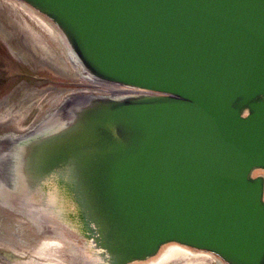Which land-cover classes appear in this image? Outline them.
I'll return each instance as SVG.
<instances>
[{
	"label": "water",
	"instance_id": "1",
	"mask_svg": "<svg viewBox=\"0 0 264 264\" xmlns=\"http://www.w3.org/2000/svg\"><path fill=\"white\" fill-rule=\"evenodd\" d=\"M22 1L92 76L141 92L36 143L22 195L66 183L109 264L167 243L264 264V0Z\"/></svg>",
	"mask_w": 264,
	"mask_h": 264
},
{
	"label": "rangeland",
	"instance_id": "2",
	"mask_svg": "<svg viewBox=\"0 0 264 264\" xmlns=\"http://www.w3.org/2000/svg\"><path fill=\"white\" fill-rule=\"evenodd\" d=\"M19 3L17 0H0V148L5 147L4 150L11 144L13 132L47 122L61 95L95 87L83 79L66 58L60 42L54 38V29L51 31L29 15ZM63 121L67 123L69 119ZM53 181L58 184L57 179ZM1 187L0 183V264H19L16 260L46 262L47 256L37 254L41 243L37 238L43 233L53 234V225L34 207L35 201H29V194L22 195L19 191L14 193ZM70 213L72 218L69 220L76 221L75 212ZM61 240L66 242V239ZM59 249L65 251L64 245ZM212 257H176L165 264H217ZM65 258L63 255L64 261L58 260L59 264H70Z\"/></svg>",
	"mask_w": 264,
	"mask_h": 264
},
{
	"label": "bare ground",
	"instance_id": "3",
	"mask_svg": "<svg viewBox=\"0 0 264 264\" xmlns=\"http://www.w3.org/2000/svg\"><path fill=\"white\" fill-rule=\"evenodd\" d=\"M17 1L20 2L19 5L25 12L32 17L37 18L51 31L52 28L54 29L53 31L56 32H53L54 38L60 42L65 55H67L66 58L68 57L67 59L70 61L72 66H74L77 73L80 74L83 79L95 84L92 85L95 87L89 88L88 90L73 91L63 96L61 95L58 104L52 108L53 116H51L47 122L35 124L25 131H18V133L13 132L11 134V144L8 145L9 147L5 150V147H3V149L0 148L1 188L8 191L12 190L14 193L17 191L21 192L23 190L20 189L19 185L26 189L28 187L29 182L26 180L27 175L24 169L27 165L26 160L29 157V154L32 153V147L36 145V143L44 141L49 135H54V133L57 134V132L59 133L61 130L66 128L67 125L74 121L79 108L85 105L90 99L105 96L119 99L124 96L137 95L141 93L130 87L102 81L92 76L82 67V64L70 48V45L61 30L48 17L37 11L29 4L22 0ZM21 54L24 58L27 57L25 53ZM96 85L105 86L106 88H100ZM65 119H69V121H67V123H63V120ZM16 173H19V176H21V180L18 182H16ZM258 173H263L264 175L263 171H259ZM50 179L51 178H49V180ZM59 188L61 189L59 190ZM27 192L30 195L28 198L29 201L30 199L35 201L36 205H34V207H36V209L38 208V211L40 210L41 216L50 220L51 225L54 227L53 230L55 234L43 233L42 235L40 234L41 237L37 238V241H41L37 254L47 256L46 262L41 263L34 260H27L24 262L18 260L17 262L16 260V263L59 264L58 260L64 261V255L66 257V261L70 264H109L108 258L103 252V249L98 247L92 239L90 226L85 225L78 220H73L74 222L69 220V217L72 218L70 211H74L75 213H73V216H76L77 218L79 210L74 199V194L66 183L65 185H59L52 180L51 182H47L45 184L43 183L42 186L35 185L32 187V190H27ZM31 205L33 206V204ZM57 236L66 239V242ZM42 239L45 240L42 241ZM61 245H64L65 251L59 249V246ZM45 247H48L49 249L46 250ZM185 249L194 253L199 252L204 254H193ZM60 253H62V255H60ZM52 254L54 255L53 258H51ZM55 254H57V256ZM207 254L209 256L211 255V257L213 256L212 258H215L217 264H225L217 256L208 251L192 249L178 243H167L162 245L155 254L147 257L146 259L132 260L124 264H165L169 260L176 257L187 259L190 257H209Z\"/></svg>",
	"mask_w": 264,
	"mask_h": 264
},
{
	"label": "flooded vegetation",
	"instance_id": "4",
	"mask_svg": "<svg viewBox=\"0 0 264 264\" xmlns=\"http://www.w3.org/2000/svg\"><path fill=\"white\" fill-rule=\"evenodd\" d=\"M94 85H95V84H94ZM96 86H97V85H96ZM98 86H99V85H98ZM100 87H101V86H100ZM103 87H105V86H103ZM103 87H102V88H103Z\"/></svg>",
	"mask_w": 264,
	"mask_h": 264
}]
</instances>
